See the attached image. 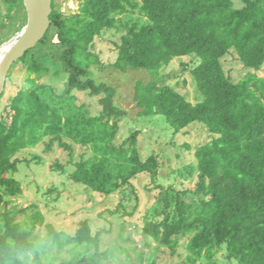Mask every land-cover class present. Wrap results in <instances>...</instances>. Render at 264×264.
Wrapping results in <instances>:
<instances>
[{"label": "trees", "instance_id": "16d2710c", "mask_svg": "<svg viewBox=\"0 0 264 264\" xmlns=\"http://www.w3.org/2000/svg\"><path fill=\"white\" fill-rule=\"evenodd\" d=\"M20 17L23 28V0H0V44L9 40ZM51 20L45 37L19 61L43 49V58L50 57L67 76L62 103L53 106L46 99L48 90L56 96L53 86L31 79L50 70L33 57L30 84L12 98L10 122L0 118V264H135L120 245L103 250L104 230L95 233L89 219L74 236L49 224L52 253L37 231L44 222L40 211L33 206L30 221L20 222L7 208V197L23 193L15 177L22 162L18 155L42 143L46 151L58 144L72 158L74 144L91 150L74 163L70 179L104 196L121 193L111 215L133 217L140 198L136 195L131 212L125 201L136 193V178L150 177L146 189L156 201L144 214L145 245L155 242L176 253L185 241L188 264H214L222 250L231 263L264 264V78L251 72L234 82L222 63L234 50L245 68H263L264 0H81L70 15L53 8ZM106 29L124 31L113 64L122 71L146 70L157 77L176 58L198 59L191 70L196 103L156 79H138L133 96L139 117L163 116L175 135L193 123L212 135L187 167L189 177L197 178L194 188L158 184L159 155H143L139 131L121 138V123L130 112L118 103L116 87L92 77V68L101 66L92 47ZM74 91L97 97L99 113L78 105ZM65 246L68 257L62 256ZM124 253L126 258L119 256Z\"/></svg>", "mask_w": 264, "mask_h": 264}, {"label": "rangeland", "instance_id": "374dc122", "mask_svg": "<svg viewBox=\"0 0 264 264\" xmlns=\"http://www.w3.org/2000/svg\"><path fill=\"white\" fill-rule=\"evenodd\" d=\"M55 2L56 9L59 11L65 12L69 9L73 12L78 8L73 0H56ZM237 6H240V3H237ZM20 21L21 17L17 18L15 30H12L9 40L22 30ZM123 34L124 31L121 30L106 29L96 37L92 50L99 56L101 66L92 68V77L98 82H106L116 87L118 103L130 112V116L121 123V138L126 139L133 132L139 131V145L143 155L146 157L152 154L159 155L161 164L158 184L175 185L180 189L194 188L197 178L189 177L187 167L195 160L196 148L209 142L212 135L200 123H193L175 135L163 116L139 117L140 109L137 108L133 96L138 79L147 81L156 79L160 83L171 84L188 100L196 103L199 101V94L191 70L198 65L199 61L194 56L176 58L157 77H153L146 70H119L113 64L118 59V45L121 44ZM41 50L43 49L35 50L26 61H18L9 73L5 92L0 99V118L7 122L11 120L12 98L20 90L27 89L30 84L28 70L33 57L43 60L50 70L40 77L33 74L31 79H35L40 85L53 86L56 96L53 99L48 90L46 99L53 106H59V103H62V96L67 88V76L56 64H53L50 57H48L50 60H45ZM222 63L226 73L234 82L240 81L251 72L264 78V66L257 72L245 68L234 50L222 59ZM73 94L78 105L88 104L92 114H98L102 109L97 97L82 91H74ZM74 148L73 158L58 144L51 151H46L45 143L26 149L18 155L22 162L15 177L21 182L23 193L6 198L7 208L15 211L14 217L17 221H30L33 212L31 208L35 206L44 217L43 225L39 226L37 231L52 253L55 247L47 239L49 224L53 225L58 232L74 236L81 221L89 219L95 233L100 229L104 230L103 250L117 249L120 245L128 249L130 259L135 264H149L147 261L149 257L155 260L154 264H188V252L183 245L185 241L178 246L176 253L166 246H158L155 242H151L150 246L145 245L142 235L144 214L147 208L154 206L156 201L155 193L146 189V186L150 184V177L140 175L136 178L134 180L136 193L132 194L131 201H125L131 212L136 205V195L140 198V204L133 217L111 215L108 210L117 208L122 194L117 192L104 196L74 183L70 179V174L75 170L74 163L83 155L87 157L91 154L90 149L79 144H74ZM130 191L132 190L129 189L128 192ZM68 249L69 246L63 248V257L69 256ZM119 256L126 258L127 254H119ZM214 261V264H235L226 259L225 250H222Z\"/></svg>", "mask_w": 264, "mask_h": 264}, {"label": "water", "instance_id": "95a60500", "mask_svg": "<svg viewBox=\"0 0 264 264\" xmlns=\"http://www.w3.org/2000/svg\"><path fill=\"white\" fill-rule=\"evenodd\" d=\"M27 12V23L12 39L0 44L4 49L0 56V97L4 94L12 67L31 49L35 48L47 34L53 12L52 0H23ZM75 5H79L74 0ZM72 11L66 9L70 15Z\"/></svg>", "mask_w": 264, "mask_h": 264}, {"label": "flooded vegetation", "instance_id": "af4514ba", "mask_svg": "<svg viewBox=\"0 0 264 264\" xmlns=\"http://www.w3.org/2000/svg\"><path fill=\"white\" fill-rule=\"evenodd\" d=\"M52 1H53V2H52V7H53V8H56V4H55V3H56V2H55L56 0H52ZM77 1L79 2L78 8H77L76 11L71 12V14L76 13V12L79 10V8H80L81 0H77ZM73 2H74V0H73ZM74 4H75V3H74ZM62 12H63L64 15H67V14H65L64 11H62Z\"/></svg>", "mask_w": 264, "mask_h": 264}, {"label": "bare ground", "instance_id": "6f19581e", "mask_svg": "<svg viewBox=\"0 0 264 264\" xmlns=\"http://www.w3.org/2000/svg\"><path fill=\"white\" fill-rule=\"evenodd\" d=\"M12 37H13V36H12ZM12 37H11V38H12ZM4 49H5V48H4ZM4 49H1V48H0V56L2 55Z\"/></svg>", "mask_w": 264, "mask_h": 264}]
</instances>
